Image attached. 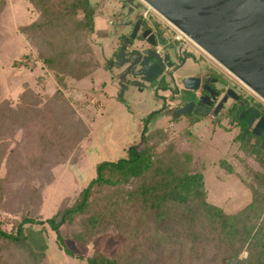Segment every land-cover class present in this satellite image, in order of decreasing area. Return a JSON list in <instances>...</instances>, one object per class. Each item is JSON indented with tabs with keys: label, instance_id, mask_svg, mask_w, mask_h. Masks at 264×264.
I'll return each mask as SVG.
<instances>
[{
	"label": "rangeland",
	"instance_id": "374dc122",
	"mask_svg": "<svg viewBox=\"0 0 264 264\" xmlns=\"http://www.w3.org/2000/svg\"><path fill=\"white\" fill-rule=\"evenodd\" d=\"M0 1V179L4 191L0 197V221L8 230L23 215L46 220L64 203L71 205L96 177L99 163L127 156V149L139 142L151 113L163 104L166 109L184 102V95L172 98L177 87H184L181 77L196 74L205 63L223 74L230 86L237 83L244 94L264 107L260 96L143 0H89L95 11L91 31H77L68 24L29 34L21 28L38 20L39 10L28 0ZM138 12L151 22H163L170 34L183 36L188 48L197 56L203 55V62L187 60L167 77L172 91L157 94L156 85L143 90L132 83L123 85L117 72L110 71L106 63L120 36L131 30L124 22ZM61 48L72 64L80 65L83 77L66 76L65 87L40 58L41 51L55 53ZM171 55L177 62L175 53ZM199 115L198 121L192 122L189 115L171 118L161 112L151 121V131L165 130L167 135L158 149L161 164L179 160V167L185 163L189 172L202 173L208 201L235 213L251 196L243 180L264 190L253 180L247 166L262 173L264 167L240 148L238 130L226 118L201 112ZM186 154L191 160L185 158ZM223 160L231 165L233 173L220 164ZM27 228L33 231L35 247L45 253L42 264H88L67 254L65 248L76 256L88 257L98 250L108 257L118 255L132 261L143 257L140 251L147 244L140 241V235L131 241L112 229L84 246L71 238L66 225L61 228L62 244L46 224Z\"/></svg>",
	"mask_w": 264,
	"mask_h": 264
},
{
	"label": "trees",
	"instance_id": "16d2710c",
	"mask_svg": "<svg viewBox=\"0 0 264 264\" xmlns=\"http://www.w3.org/2000/svg\"><path fill=\"white\" fill-rule=\"evenodd\" d=\"M28 1L39 10L40 18L22 27L24 34L68 24L77 31L93 29L95 11L89 0ZM64 52L63 48L55 53L40 52L42 62L55 71L63 87L66 76L83 78L80 65L72 64ZM1 112L0 108V117ZM157 115L153 112L147 117L139 142L127 149L125 158L97 165L96 177L71 205L64 203L46 220L23 215L9 230L0 221V264H42L45 253L35 247L33 231L27 228L36 224L48 225L62 244L64 225L71 238L84 246L112 229L131 241L140 235V241L147 242L140 251L143 257L132 261L118 255L108 257L98 250L88 257L76 256L65 248L67 254L88 264H264V190L243 180L251 196L235 213L210 203L202 173L189 172L185 163L179 167V160L161 164L158 149L166 132L148 127ZM188 117L198 121L196 116ZM242 136H236L240 148L264 167L261 139L252 143L247 135L245 139ZM185 158L191 160L190 154ZM220 164L234 172L226 161ZM247 168L256 184L264 188V173ZM2 182L0 179V197Z\"/></svg>",
	"mask_w": 264,
	"mask_h": 264
},
{
	"label": "flooded vegetation",
	"instance_id": "af4514ba",
	"mask_svg": "<svg viewBox=\"0 0 264 264\" xmlns=\"http://www.w3.org/2000/svg\"><path fill=\"white\" fill-rule=\"evenodd\" d=\"M125 24L130 27V32L125 36H120L121 40L118 46L106 61L110 71H116L122 79L123 85L138 82L143 85V87L136 86L139 90H143L148 85H156L157 94L159 91H172L167 77H171L173 71L183 67L187 60L204 61L203 55L197 56L195 50L188 48L182 40L183 36H173L167 25L159 20L151 22L147 16L144 17L143 13L140 15L138 12L132 20L124 22ZM136 26V35L132 38L131 34ZM146 32L148 34L145 37ZM151 37L155 44H151ZM173 53L177 56V62L172 60L171 54ZM156 74L158 75L155 76ZM188 78L194 79L197 88H186L185 80ZM180 81L184 87L182 89L177 87L176 94L172 98L177 99L184 95V102L166 109H163V104V107L156 111L158 115L164 112L169 117L175 118L173 115L179 109L186 105H192V111L185 115L199 117L201 116L199 112H201L205 115L213 114L215 118L224 117L233 129L238 130V135L239 133L243 134V139L246 138V135L252 143L261 139L260 144L263 148L264 107L250 95L244 94L237 83L230 86L224 75L214 66H209L208 63H205V66L196 74L181 77ZM217 109L219 110L216 114ZM252 113L254 114L250 119ZM261 120L262 124L258 128L261 134L255 135L254 129Z\"/></svg>",
	"mask_w": 264,
	"mask_h": 264
},
{
	"label": "water",
	"instance_id": "95a60500",
	"mask_svg": "<svg viewBox=\"0 0 264 264\" xmlns=\"http://www.w3.org/2000/svg\"><path fill=\"white\" fill-rule=\"evenodd\" d=\"M143 1L264 100V0ZM136 31L137 26L132 38ZM150 42L155 44L153 37ZM132 84L143 87L138 82ZM185 85L187 89L197 88L193 78L186 79ZM191 106L173 116L190 113ZM261 124L262 120L254 129L255 135L261 134Z\"/></svg>",
	"mask_w": 264,
	"mask_h": 264
},
{
	"label": "bare ground",
	"instance_id": "6f19581e",
	"mask_svg": "<svg viewBox=\"0 0 264 264\" xmlns=\"http://www.w3.org/2000/svg\"><path fill=\"white\" fill-rule=\"evenodd\" d=\"M152 8V7H151ZM153 9V8H152ZM260 98V97H259Z\"/></svg>",
	"mask_w": 264,
	"mask_h": 264
}]
</instances>
